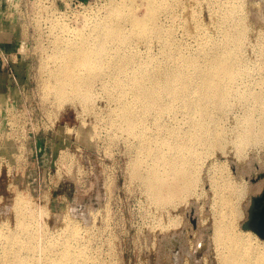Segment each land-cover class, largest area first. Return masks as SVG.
<instances>
[{
  "label": "bare ground",
  "instance_id": "bare-ground-1",
  "mask_svg": "<svg viewBox=\"0 0 264 264\" xmlns=\"http://www.w3.org/2000/svg\"><path fill=\"white\" fill-rule=\"evenodd\" d=\"M140 1L110 0L105 9L84 15L82 29L68 26L65 18V22L51 19L52 53L42 68L47 89L63 102L71 100L99 115L96 96L107 97L104 122L132 156V179L143 184L155 207L165 208L196 194L207 151H224L230 145L240 154L262 138L264 94L253 90L259 81L255 76H250L251 89L239 88L244 76L240 50L249 27L240 8L242 0H232L228 9L209 15L214 36L195 14L198 6L183 0ZM192 1L197 5L200 0ZM137 4L146 8L144 14L136 11ZM260 63L257 70L263 75L264 57ZM236 97L249 104L240 121L244 130L236 126L237 130L227 131L220 120ZM259 114L263 120L258 121ZM206 173L214 200L211 225L200 228L193 251L182 230L160 238L161 251L171 253L176 264L186 256L197 263L212 246L217 264H264V239L239 224L244 213L241 200L247 193H261L264 181L249 186L214 164ZM17 197L12 205L14 227L4 232L6 224L0 221V264H109L91 251L90 228L100 210L93 219L91 205L73 208L63 218L65 224L42 230L35 217L40 211L35 213Z\"/></svg>",
  "mask_w": 264,
  "mask_h": 264
},
{
  "label": "rangeland",
  "instance_id": "rangeland-1",
  "mask_svg": "<svg viewBox=\"0 0 264 264\" xmlns=\"http://www.w3.org/2000/svg\"><path fill=\"white\" fill-rule=\"evenodd\" d=\"M183 1L198 6L195 14L214 36L215 27L212 22L209 24V15L228 9L232 0H200L197 5L192 0ZM109 3L110 0H14L11 5L8 0H0V35H9L10 39L7 50L0 48V221L6 224L4 232L14 227L12 205L17 196L26 206L34 208L35 213L46 211L47 216L35 214L42 230H53L65 224L63 220L73 208L91 205L93 219L97 215L90 228L91 251L97 255V260L109 264H176L171 253L161 251L160 238L182 230L187 246L191 251L195 249L201 229L211 225L213 220V192L206 170L214 164L215 169L226 167L238 182L244 181L249 186L262 183L264 178L259 175L264 172V134L240 154L230 145L225 152L207 151L195 191L197 195H189L184 201L165 205V208L155 207L143 184L131 177L129 162L133 159L125 142L121 144V138L116 141L118 138H114L104 122L107 97H103V93L101 97L97 94L99 100L95 97L98 100H95L96 113L102 116V124L98 114L91 112L93 116L76 102L58 99L44 81L46 74L42 64L52 53L53 34L48 31L54 30L51 19L65 18L68 26L82 29L86 13L105 9ZM137 5L136 11L144 14L146 8ZM240 8L245 11L249 27L240 50L244 76L239 80V88L251 89L250 76H255L259 81L253 90L264 94V74L257 70L264 57V0H242ZM248 106L237 97L233 99L220 120V127L230 131L237 130V126L243 131L240 121ZM253 107L263 110L260 106ZM262 118L260 114L257 116L258 121ZM259 194L247 193L241 200L244 212V218L239 220L241 229L249 220L252 198ZM98 210L100 214L96 213ZM210 230L209 234L212 228ZM213 250L209 247L206 258L203 256L199 262L217 264ZM189 258L184 257L181 264L196 263Z\"/></svg>",
  "mask_w": 264,
  "mask_h": 264
},
{
  "label": "water",
  "instance_id": "water-1",
  "mask_svg": "<svg viewBox=\"0 0 264 264\" xmlns=\"http://www.w3.org/2000/svg\"><path fill=\"white\" fill-rule=\"evenodd\" d=\"M264 178V172L259 175ZM249 220L244 223V230H251L261 239H264V188L261 194L252 198L249 208Z\"/></svg>",
  "mask_w": 264,
  "mask_h": 264
},
{
  "label": "crops",
  "instance_id": "crops-1",
  "mask_svg": "<svg viewBox=\"0 0 264 264\" xmlns=\"http://www.w3.org/2000/svg\"><path fill=\"white\" fill-rule=\"evenodd\" d=\"M4 35V37H2ZM9 35H6V34H2V35H0V48H4V49H6L7 50V48H9V45H10V43H9ZM14 40L12 39V42H13ZM7 43V44H6ZM3 46V47H2Z\"/></svg>",
  "mask_w": 264,
  "mask_h": 264
}]
</instances>
